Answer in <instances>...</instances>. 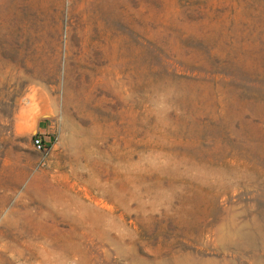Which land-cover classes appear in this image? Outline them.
Listing matches in <instances>:
<instances>
[{"label":"rangeland","instance_id":"374dc122","mask_svg":"<svg viewBox=\"0 0 264 264\" xmlns=\"http://www.w3.org/2000/svg\"><path fill=\"white\" fill-rule=\"evenodd\" d=\"M0 264H264V0H0Z\"/></svg>","mask_w":264,"mask_h":264},{"label":"built area","instance_id":"2783aa9c","mask_svg":"<svg viewBox=\"0 0 264 264\" xmlns=\"http://www.w3.org/2000/svg\"><path fill=\"white\" fill-rule=\"evenodd\" d=\"M33 144L37 151L42 155V158L48 157L50 153V145L42 133H36L33 136Z\"/></svg>","mask_w":264,"mask_h":264},{"label":"trees","instance_id":"16d2710c","mask_svg":"<svg viewBox=\"0 0 264 264\" xmlns=\"http://www.w3.org/2000/svg\"><path fill=\"white\" fill-rule=\"evenodd\" d=\"M205 7H206V4H204V2H203L200 5H198V7L196 9H198L201 12L202 8H205Z\"/></svg>","mask_w":264,"mask_h":264}]
</instances>
